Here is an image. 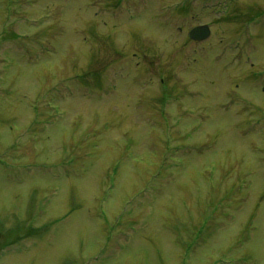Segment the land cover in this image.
Listing matches in <instances>:
<instances>
[{
	"label": "rangeland",
	"instance_id": "rangeland-1",
	"mask_svg": "<svg viewBox=\"0 0 264 264\" xmlns=\"http://www.w3.org/2000/svg\"><path fill=\"white\" fill-rule=\"evenodd\" d=\"M188 2L0 0V264H264V0Z\"/></svg>",
	"mask_w": 264,
	"mask_h": 264
},
{
	"label": "water",
	"instance_id": "water-1",
	"mask_svg": "<svg viewBox=\"0 0 264 264\" xmlns=\"http://www.w3.org/2000/svg\"><path fill=\"white\" fill-rule=\"evenodd\" d=\"M210 35L208 25L198 26L190 32V36L195 40H204Z\"/></svg>",
	"mask_w": 264,
	"mask_h": 264
},
{
	"label": "flooded vegetation",
	"instance_id": "flooded-vegetation-1",
	"mask_svg": "<svg viewBox=\"0 0 264 264\" xmlns=\"http://www.w3.org/2000/svg\"><path fill=\"white\" fill-rule=\"evenodd\" d=\"M207 1H208V0H206V2H207ZM193 3H194V2L191 3V0H189L188 5H187V9L184 10L182 13H183V14H186L187 16L191 15V14L193 13L192 9H194V8H193ZM261 12H262V11H261ZM259 13H260V12H259ZM179 32L182 33V29H181V28H179ZM210 38H211V37H210ZM231 39H232V38H231ZM192 43H196V42L193 41V40H191V39L189 38V32H188V36L184 39V42H182L181 44L179 43V44H177V45L180 47V46L190 45V44H192Z\"/></svg>",
	"mask_w": 264,
	"mask_h": 264
}]
</instances>
